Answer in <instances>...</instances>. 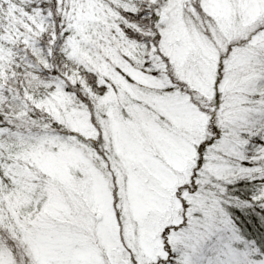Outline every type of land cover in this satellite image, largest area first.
Segmentation results:
<instances>
[{
	"label": "snow or ice",
	"instance_id": "1",
	"mask_svg": "<svg viewBox=\"0 0 264 264\" xmlns=\"http://www.w3.org/2000/svg\"><path fill=\"white\" fill-rule=\"evenodd\" d=\"M0 264H264V0H0Z\"/></svg>",
	"mask_w": 264,
	"mask_h": 264
}]
</instances>
